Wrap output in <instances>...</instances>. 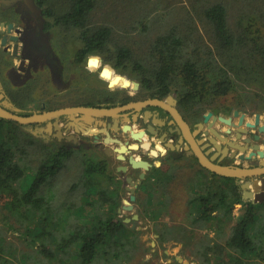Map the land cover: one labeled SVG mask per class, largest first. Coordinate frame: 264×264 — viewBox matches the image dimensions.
<instances>
[{"label":"trees","instance_id":"obj_1","mask_svg":"<svg viewBox=\"0 0 264 264\" xmlns=\"http://www.w3.org/2000/svg\"><path fill=\"white\" fill-rule=\"evenodd\" d=\"M38 1L45 7L48 0ZM162 1L166 2L138 4L120 20L110 9L97 18L102 9L99 0H69L59 14L45 10L56 25L77 32L79 60L99 55L120 74L128 73L148 97L175 94L179 104L200 105L202 112L221 99H229L221 103L227 110L239 109L252 99L260 108L257 111L264 110V0L193 6V12L182 11L177 20L175 10ZM229 5L238 9L233 27ZM34 145L42 158L32 170L23 161ZM71 154L64 147L38 142L21 125L0 118V214L6 209L15 221L1 216L6 229H0V264H143L149 249L139 241L140 232L119 217V201L107 195L99 181L101 176L112 179L113 170L106 162L87 163L81 158L80 182L72 190L79 185L85 188L74 199L72 194L47 187ZM225 183L230 185L218 182L215 196L205 191L189 201L193 206L189 226L214 233L212 243L205 236L198 244L200 254L195 261L264 264V198L245 201L234 180ZM158 227L159 242L179 236L187 242L192 239L193 229Z\"/></svg>","mask_w":264,"mask_h":264},{"label":"flooded vegetation","instance_id":"obj_2","mask_svg":"<svg viewBox=\"0 0 264 264\" xmlns=\"http://www.w3.org/2000/svg\"><path fill=\"white\" fill-rule=\"evenodd\" d=\"M49 19L46 16V10L38 0H0V41L5 39L4 45L0 43V95H2L0 105L2 102L11 106L18 105L20 109L17 114L28 116L64 107L111 108L131 102L159 99L144 97V92L140 87L137 89L121 88L118 91L109 88L107 84L103 89H97L91 94L88 86L89 71L86 69V57L83 60L78 59L79 48L66 56L62 50L58 49V43L51 42L52 29L63 26L56 25L54 20L49 22ZM70 31L73 30L70 29ZM11 37H15L16 40H11ZM15 45L17 46L16 57L13 56ZM15 61H17L16 64ZM4 67H7L6 76H1ZM72 79L81 80V88H79L80 83L76 84L75 90L63 87L59 100L56 94L44 92V83L47 80L53 81L54 84L59 83L60 86ZM105 89H108L110 94H107ZM169 96L174 98L175 102L166 100ZM159 100L177 111L188 126V133L179 128L176 120L167 110L153 105L120 111L110 118H96V121L106 124L104 129L111 138L119 140L126 147L137 145L136 149L128 148L127 151L122 152L124 160L116 158L117 152L114 148H119V143H103L104 132L98 134V140L95 142L94 130L101 128L98 124L96 127L90 126L93 133L81 134L83 127L79 123H73L68 116H61L57 119L59 131L53 124L54 120H51L53 126L50 133L45 132L46 123L25 125L21 128L26 131L30 127L31 129H42L44 135L38 133L35 136L34 130L32 134L29 131L28 133L34 138L38 137L37 139L42 143L53 145L57 149L64 147L68 151L87 153L88 157L91 156L94 160L106 162L104 165L111 170L114 169L115 172H118L116 170L118 166L126 167L125 172L118 173L125 181L123 190L127 194L128 201L131 195L126 190L128 186L126 178L128 177L135 185L134 202L137 201L141 191L144 193V199L172 200L171 186L177 184L176 180L181 172L191 174L190 179L185 180V186L189 191L185 198L187 201L200 198L205 191L215 196L217 184L220 181L230 185L225 181L234 180V183L242 189L241 185L251 180L224 177L208 171L199 164L195 156V147L201 148L206 157L217 165L239 168L260 166L264 158H260L258 152L264 150V133L259 130V127L264 124V111L246 113L241 109H232L227 112H218L212 109L201 113L196 118V116L184 113L183 106L179 104L175 94L167 95ZM53 103H60L61 106L47 109ZM114 103L116 104L113 105ZM30 106H34L31 107L33 110L29 108ZM235 110L238 111L237 116L234 115ZM207 113H211L212 116L207 123H204L203 117ZM256 115L259 116L258 124H255ZM75 116L80 117L79 114ZM218 117L229 120V123L220 121ZM240 118H242L241 124H239ZM114 121L117 122V128L113 127ZM198 123H203L202 129L196 126ZM209 124L217 134L211 132L208 128ZM124 125L130 126L135 133L144 132L143 136L140 140L133 139L129 131L122 130ZM149 126L152 131H149ZM177 128H179V134H177ZM250 154L252 155L248 157ZM131 156L136 160L148 162L149 168L133 169L129 161ZM142 173L144 177L141 179ZM255 179L264 180V175ZM222 187L225 186L222 185ZM143 188L144 190H141ZM262 194L261 198H264V191ZM117 197L116 199H120L121 196ZM134 202L131 203L132 206ZM123 206L116 210L119 216L122 211H130L124 210Z\"/></svg>","mask_w":264,"mask_h":264},{"label":"rangeland","instance_id":"obj_3","mask_svg":"<svg viewBox=\"0 0 264 264\" xmlns=\"http://www.w3.org/2000/svg\"><path fill=\"white\" fill-rule=\"evenodd\" d=\"M150 1L152 0H99L100 7L102 6V9L99 10L98 13H96V17L100 18L101 16H105L108 9H110L112 10L113 15L118 17V19L120 20L122 18H125L126 16L125 11L127 9H134L138 4L148 6L150 4ZM220 1H222L223 3L227 2V0H166L165 3L163 1L162 3L164 5L166 4L168 8L175 10L176 14L174 15L173 18L174 20H177L180 17V12L186 10L193 12V6L199 7ZM68 5H69V0H48L46 1V5L44 9L49 8L53 11V13L59 14L61 11H64ZM229 7L230 8H229L228 19H229V24L233 27L238 22V17H236V14H238L237 11L238 9L236 6L233 5L232 6L229 5ZM47 17L50 18L49 16ZM49 20H50L49 22H51L53 19L50 18ZM119 20L118 22H120ZM197 24H199V22H197ZM51 32H52L50 38L51 42L58 43V49L62 50V52L65 53L66 56L76 51L80 47V41L78 39V34L76 31H70V29L65 27H57L56 29L55 28L52 29ZM135 40L137 41L138 38H135ZM66 56H64V58L67 59L68 57ZM88 57H86V59ZM14 63L16 64L17 61H15ZM104 65L105 64L103 63L101 66ZM111 68L114 69L112 66ZM6 71H7V67H4L2 69L1 76L5 75ZM114 73L125 76L130 81H136L132 79L128 73L120 74L117 70H115ZM85 78H87V76H85ZM78 83H80L79 88H81L82 86L81 80L75 81L74 79H72L70 81L62 83V85L60 86L59 83L54 84L53 81L47 80L44 83V89H45L44 92L56 94L58 96L57 99L59 100V96L62 95L61 91L63 90V87H67L66 89L75 90L76 84ZM105 84H107V82L99 77V69L95 71H89L88 86L91 94L96 92L97 89L98 90L101 88L103 89ZM112 89L120 90L121 88L116 87ZM123 89H129V88H123ZM105 90L107 94H110L108 89ZM143 92H144V97H148L147 92L145 91ZM223 102L228 103L229 99H221L220 103L218 101H215L208 109H205V111L212 109H215L218 112L231 111V110H227L224 107L225 105L222 106L223 104L221 103ZM115 104L116 103H114L113 105ZM59 106H61L60 103H53L51 106H48L47 109H54ZM11 107L16 108L18 110L20 109L18 105H14ZM31 107L34 106H30L29 108ZM188 108L189 110H187ZM182 109L184 110L185 114L191 115L193 117L196 116V118L199 117L201 113L205 112V111L204 112L201 111L200 105L194 106L193 108L191 106L188 107L183 106ZM239 109H241L246 113H250L251 111L262 113L264 111V110H262L261 112L257 111L260 108L256 106V101L252 99L246 103H241ZM33 130L28 129L30 133L33 131L35 136L38 133L43 134V131H41L42 129H38V130L33 129ZM23 131L24 133L29 134L28 131L26 130ZM37 138L36 140L42 143V141H39ZM36 145L28 149V153L24 157V161H23L24 164L27 167H30V169L32 170H34V168L40 165V160L42 158L41 153L37 147L39 144L37 146ZM81 158L86 159L87 163L94 160V158H92L91 156L88 157L87 153H83L82 151H72V154L66 160L63 161L60 170L52 177L47 187L54 188V192L57 191L58 193H64L65 195L67 193L72 194L73 199H74V195L78 196V193L82 194L85 188L84 185H79L78 190L76 189L72 190V186H74L76 183L79 184L80 182L79 178L81 176V171L84 165L83 160ZM112 170H113L112 179H109L107 176H101L99 181L103 186L102 188L104 189L106 188L107 195H110L114 199H116L118 195L121 196L120 199H116L120 203V205L117 208H121V206L125 204V201H128L127 194L123 190L125 181L121 174L115 172L114 169ZM190 175L191 174L187 172H183V173L181 172V174H179L178 179L176 180L177 184H172L171 186V190L173 193L172 200L144 199V193L143 191H141L140 194L138 195L137 201L133 203V209L130 211L121 212L119 217L123 219H131L133 215H137V220H132L131 222L126 224L129 225L131 228H132V224H134V228L132 229H136L140 232V235L138 236L139 241L143 244L145 248L149 249V251L146 253L143 259V264H174V260H176V257L182 258L184 261H187L188 264H198L195 261L198 260V256L200 254L197 253V251L199 250L198 244L201 242V240L204 241L206 240L205 236H208L207 239L211 240V243L214 240V233L211 230H207V229L204 230L198 226L196 228H191L189 226L190 223L189 216L191 215L193 206H191L189 204V201L185 199L188 196V192H189L185 186L186 185L185 180H187L188 178L190 179L189 177ZM218 186L219 185L217 184V188ZM141 190H144V188ZM57 192L55 193L56 195H58ZM56 205L58 204L56 203ZM59 212H62V210H59ZM4 214L8 215L6 209L1 211L0 214V229L3 231H5L6 229L1 222V216H4ZM152 215H156L159 218L157 220H152L150 218ZM8 218L10 219L9 215ZM9 221L10 223L15 222L13 218H11ZM158 224H166L167 226L180 225L187 230L193 229L192 239L189 238V241L187 242L186 240H183V236L181 237L179 236L177 237V239L167 238L166 241L159 242L158 235L155 234L156 226L157 228H159ZM181 234L188 236V233L186 232L184 233L181 232ZM218 241L220 242L221 240ZM14 243H17V241L14 240ZM20 246L21 243L18 244L19 248Z\"/></svg>","mask_w":264,"mask_h":264},{"label":"water","instance_id":"obj_4","mask_svg":"<svg viewBox=\"0 0 264 264\" xmlns=\"http://www.w3.org/2000/svg\"><path fill=\"white\" fill-rule=\"evenodd\" d=\"M11 40L15 41L16 38L15 37H11ZM0 43L2 45H4L5 43V39H2L0 41ZM13 56H17V46L15 45L13 48ZM87 61L88 58L86 60V65H87ZM102 75V71L99 72V77H101ZM108 87H110V83H108L107 85ZM139 87V83L136 81H132V88L133 89H137ZM122 88H127V87H122ZM2 95H0L1 97ZM168 101L170 102H175L174 98H172L171 96L167 97ZM148 105H153V106H158L162 109L167 110L172 116L173 118L176 120L177 125L179 126V128L181 130H183L184 132L188 133L189 129L188 126L186 125L185 122H183V120L181 119V117L179 116V114L177 113V111L175 109H173L172 107L168 106L165 104L164 101L153 98V99H147L145 101H141V102H131L129 104L123 105V106H116V107H111V108H96V107H80V106H76V107H64V108H59L56 110H51V111H43L42 113H33L31 115L28 116H22L17 114V112H19L18 109L11 107L10 104L6 103V102H2L0 105V118L1 119H5V120H9V121H13L16 122L17 124L21 125V126H25V125H32V124H38V123H46V129L45 132L46 133H50L51 132V127L53 126L51 124V120H54V126L56 127V129L59 131V127L57 126V119L61 116H68L69 119L73 122V123H79V125L81 127H83V129L81 130V134L84 133H93L90 129V126L92 127H96L97 124L101 126V128L97 129L96 131L94 130V132L96 133V135L94 136L95 142H97L98 140V134L100 132H104L105 134V139L103 141L104 144H108V143H119L120 147L119 148H115V152H117V159L118 160H124V157L122 155V152L127 151L128 148H137V145H129L128 147H126L124 144H122L119 140L117 139H113L109 136V133L106 132V130L104 129V126L106 125L104 122L102 121H96V118H110L115 116L117 113H119L120 111H125L128 110L130 108H134V109H141L143 107H146ZM79 114L80 117H76L75 115ZM234 115L237 116L238 115V111H234ZM212 116L211 113H207L204 115L203 117V122L207 123L209 118ZM255 124H258L259 122V116L256 115L255 116ZM213 119L215 120L216 117L214 116ZM218 119L226 124L229 123V120L224 119L222 117H218ZM242 118H240L239 120V124H241ZM86 122V125H85ZM248 126H252L251 124H247ZM199 129L203 128V123H198L196 125ZM113 127L117 128V122L114 121L113 123ZM179 128H177V134H179ZM208 128L211 130L212 133L217 134L212 128H211V124H209ZM122 130L124 132L129 131L131 134V137L133 139H137L140 140V138L143 136L144 132L141 133H135L133 132V130L130 128V126L128 125H124L122 127ZM259 130L261 132L264 133V124L259 127ZM149 131H152L151 126H149ZM58 135L59 132H58ZM264 139V138H263ZM264 143V140H263ZM103 146V145H102ZM108 151H111L110 149L107 148ZM252 154H250L248 157H250ZM258 155L260 158H264V150H261L258 152ZM195 156L199 162V164L207 169L210 172H213L217 175L220 176H224V177H230V178H235V179H251L248 182H245L241 185L242 188V193H243V199L245 201H254V202H262L260 197L261 195H263V191H264V180L260 179L259 181L256 180V177L262 176L264 175V160L261 161L260 166L255 167V168H239V167H228V166H221V165H217L214 164L210 159H208L206 157V154L203 153L201 151V148L199 147H195ZM131 167L133 169H138V168H143V169H148L150 164L144 160H136L135 158H133L132 156L129 158ZM118 172H125L126 171V167L124 166H118L116 169ZM144 177V174L142 173L140 175V178L142 179ZM253 178V179H252ZM257 181L260 184V190L259 191H255L254 195L252 197H250V193H251V188L255 190L256 188V183ZM126 182L128 183V186L126 187V190L130 192V196H129V201H125V205L123 206L124 210H131L133 208L132 206V202H134L135 200V196H134V182H132V179L130 177L126 178ZM140 181H138L139 183ZM132 220H137V215H133L131 217V219H124V223H129ZM132 228H134V224H132ZM176 261L178 263L181 264H188L187 261H184L182 258L180 257H176Z\"/></svg>","mask_w":264,"mask_h":264},{"label":"clouds","instance_id":"obj_5","mask_svg":"<svg viewBox=\"0 0 264 264\" xmlns=\"http://www.w3.org/2000/svg\"><path fill=\"white\" fill-rule=\"evenodd\" d=\"M103 64V60L99 55H91L88 57L86 69L88 71H93L94 69H100L101 65ZM103 72H115L114 69L111 68L110 65L105 64L102 68ZM119 81L121 84H131V81L127 79V77L115 74L114 79L110 82L111 84H116V82Z\"/></svg>","mask_w":264,"mask_h":264},{"label":"bare ground","instance_id":"obj_6","mask_svg":"<svg viewBox=\"0 0 264 264\" xmlns=\"http://www.w3.org/2000/svg\"><path fill=\"white\" fill-rule=\"evenodd\" d=\"M102 68H103V66H101V68L99 69V72L102 70ZM95 70H97V69H94L93 71H95ZM115 74L116 73H113V72H103L102 73V75H101V77H102V79L103 80H105L106 82H107V85H108V83H110L113 79H114V76H115ZM129 80V79H128ZM132 86V81H131V84H127V85H125V84H121L119 81H117L116 82V84H111L110 83V87L109 88H116V87H118V88H122V87H127V88H129V87H131ZM232 121V120H231ZM58 131V130H57ZM44 135V134H43ZM159 147V146H158ZM115 149V148H114ZM131 152V151H130ZM117 157V156H116ZM256 188H255V190H258L259 189V187H260V184H259V182L257 181V183H256ZM251 190V193H253V192H255V190L254 189H250ZM250 193V194H251Z\"/></svg>","mask_w":264,"mask_h":264}]
</instances>
